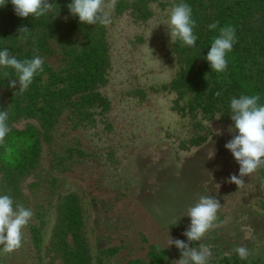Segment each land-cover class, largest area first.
I'll return each mask as SVG.
<instances>
[{
	"label": "rangeland",
	"instance_id": "rangeland-1",
	"mask_svg": "<svg viewBox=\"0 0 264 264\" xmlns=\"http://www.w3.org/2000/svg\"><path fill=\"white\" fill-rule=\"evenodd\" d=\"M183 1L117 0L112 23L102 26L81 23L69 11L72 0H48L54 10L35 28L56 52L45 60L57 67L63 52L106 41L112 65L107 89L118 102L119 124L111 138L92 126L73 128L66 114L50 133L37 118L8 124L35 130L40 150L22 168L8 169L0 161V195H9L14 208L23 204L33 212L22 247L0 255V264H175L182 253L169 246L171 238L209 246L208 264H222L241 245L250 251L247 260L264 264V167L245 176L243 187L227 182L233 174L239 177L240 165L225 147L238 130L189 109V93L153 94L154 106L141 109L130 96L139 86L159 87L178 75L188 53L179 51V40L171 41L167 23L173 5ZM139 8L151 16L136 22L131 12ZM1 9L17 16L11 0ZM196 134L207 138L181 146V139ZM68 195L76 196L81 222L57 235ZM202 195L219 199L222 207L205 237L189 242L183 235L191 223L187 211ZM34 223L42 234L40 247L32 237ZM67 243L73 249L68 256Z\"/></svg>",
	"mask_w": 264,
	"mask_h": 264
},
{
	"label": "trees",
	"instance_id": "trees-1",
	"mask_svg": "<svg viewBox=\"0 0 264 264\" xmlns=\"http://www.w3.org/2000/svg\"><path fill=\"white\" fill-rule=\"evenodd\" d=\"M183 3L192 9V19L196 23L193 32L198 37L196 46L189 47L179 41L177 44L182 43L179 51L188 55L183 57L178 75L159 87L142 85L131 91L133 104L140 109L152 107L153 94L177 90L180 94H190L192 106L189 109L201 110L216 125L234 126L230 108L233 97L259 94V103L264 104V0H184ZM139 10L131 12L132 16H137L136 22L141 17L151 16L149 10ZM2 11L0 7V50L7 48L10 55L20 61L36 55L44 60L43 71L34 76L32 84L23 93L19 92L15 70L0 68V111L7 110V123L21 118H37L50 133L66 114L73 128L92 126L98 129L99 135L111 138L112 132L117 131L119 111L118 102L107 89L112 66L107 42H87L80 48L63 52L60 65L52 67L45 57L56 53L55 49L42 36H36L35 28L40 25L42 17L22 18ZM216 21L219 27H234L237 40L233 50L227 53L228 66L224 72L212 71L206 59L213 39L219 35V28L209 30L208 27ZM21 27L31 31L24 41L18 39ZM4 71L9 73L8 78L3 76ZM12 79L17 81L16 88L10 87ZM217 92L221 93L219 97ZM36 134L30 127L24 130L11 127L4 143L0 144L2 165L18 169L24 167L31 157L35 159L40 150ZM206 138V135L196 134L191 139H181L180 144L189 148ZM112 153L114 150L108 155L112 156ZM64 201L57 235L74 229L81 222L76 196L68 195ZM31 229L34 244L40 247V227L34 223ZM63 250L66 256L73 253L68 243ZM76 252H82L79 244ZM222 261V264H256L255 261L241 259L238 254L226 256ZM80 264H84L83 261L80 260Z\"/></svg>",
	"mask_w": 264,
	"mask_h": 264
},
{
	"label": "clouds",
	"instance_id": "clouds-1",
	"mask_svg": "<svg viewBox=\"0 0 264 264\" xmlns=\"http://www.w3.org/2000/svg\"><path fill=\"white\" fill-rule=\"evenodd\" d=\"M7 0H0V7L6 6ZM15 13L22 18L34 16L40 18L54 10V4L48 0H11ZM117 0H72L68 5L69 11L73 16H78L83 24L108 26L112 23L111 10L116 6ZM170 29V38L173 43L176 40L184 45L195 47L198 37L193 29L196 26L192 19V9L186 3L173 5L170 18L167 23ZM209 30L219 28V35L213 39L210 51L207 54V61L210 63L212 71L224 72L227 69V53L233 50L237 42L235 28L232 26L219 27V22H213ZM21 33V41L27 39L31 31L27 27L18 29ZM151 57L158 62L152 55ZM44 60L36 55L32 59L18 60L10 55L7 48L0 50V68H11L15 70L19 81V92L26 91L33 82L34 76L43 71ZM5 78L9 77L7 71L3 72ZM207 76V75H206ZM17 81L10 80V87L16 88ZM216 95L219 97L220 92ZM260 96L242 95L239 98L233 97L230 102L231 119L234 121V128L229 131L238 130L225 147L231 151L237 163L240 165L239 177L233 174L228 178V183H234L238 188L243 187L245 176H250L261 167H264V104L259 103ZM8 112L0 111V143L11 131L7 121ZM219 119V118H218ZM217 134H221L217 132ZM13 199L5 194L0 195V255L11 254L22 247L24 238L23 229L29 224L33 212L25 208L23 204H16L13 207ZM219 199L213 196H200L197 203L190 207L187 216L191 218L189 228L183 233L189 242L201 241L205 235L215 226L217 213L221 209ZM242 230H245L242 228ZM175 246L181 250L182 258L175 264H208L212 255L209 246L200 244L199 248L190 247L182 240L176 239L169 241V246ZM235 253L241 259H247L250 251L246 246H237Z\"/></svg>",
	"mask_w": 264,
	"mask_h": 264
}]
</instances>
